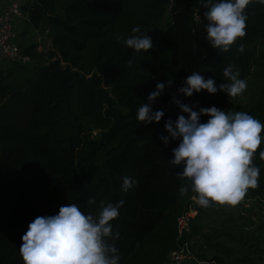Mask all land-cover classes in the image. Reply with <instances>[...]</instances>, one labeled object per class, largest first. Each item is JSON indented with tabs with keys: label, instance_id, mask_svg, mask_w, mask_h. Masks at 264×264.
Instances as JSON below:
<instances>
[{
	"label": "trees",
	"instance_id": "16d2710c",
	"mask_svg": "<svg viewBox=\"0 0 264 264\" xmlns=\"http://www.w3.org/2000/svg\"><path fill=\"white\" fill-rule=\"evenodd\" d=\"M206 11L201 0H35L27 5L25 27L46 25L53 47L29 45L22 51L30 63H16L9 75L0 72V264H24L21 237L35 218L55 215L69 203L87 213L89 198L96 200L94 215L125 201L109 241L119 250L120 264H168L170 254L182 248L203 264H264V160L259 158L264 141L253 160L260 169L258 187L238 204L245 234L238 254L229 246L231 238L222 241V231L201 233L196 224L221 205L201 207L191 188L180 195L189 182L177 176L182 167L169 162L178 142L165 146L160 139L168 135V120L187 118L174 98L197 111L212 106L225 111L226 93L187 98L178 90L193 72L217 85L227 83L223 69L229 64L253 90L240 111L264 124V6L252 0L247 34L228 53L207 42ZM136 27L139 33L132 32ZM133 35H149L153 48L129 49L125 41ZM157 82L166 88L152 107L165 116L159 124L142 125L137 109ZM125 176L136 181L127 193L122 191ZM182 219L188 221L183 230Z\"/></svg>",
	"mask_w": 264,
	"mask_h": 264
},
{
	"label": "clouds",
	"instance_id": "9594fccd",
	"mask_svg": "<svg viewBox=\"0 0 264 264\" xmlns=\"http://www.w3.org/2000/svg\"><path fill=\"white\" fill-rule=\"evenodd\" d=\"M207 11L208 21L205 31L206 40L218 53H228L239 39L246 36L247 8L252 0H201ZM264 6V0H256ZM139 33L140 28L132 29ZM129 49L139 53L153 48L149 35H133L125 41ZM239 52L244 51L241 45ZM132 61H128L131 66ZM220 85L199 72H193L185 80L179 93L187 98L194 94L207 92L217 95L226 93L230 100L243 95L247 82L240 78L239 70L229 64L223 69ZM169 85L171 83L169 82ZM165 83L157 82L156 90L148 95L147 103L137 109V120L142 125L159 124L164 116L163 110H153V105L164 93ZM173 103L182 113L178 118L165 123L167 136H161L165 146L171 141L178 142L173 149L171 165L182 167L177 176L187 181L180 188V195H187L189 188L197 194L198 204L203 208L219 205H238L249 189L258 187L260 169L253 163L257 150L264 141V124L244 111H228L199 108L182 103L174 98ZM201 117H208L206 123ZM264 160V150L259 152ZM136 181L125 176L122 191L129 192ZM125 201L108 204L93 214L96 205L94 198L87 200L88 212L85 213L77 203L61 206L57 214L38 216L22 235L19 252L24 264H120L118 248L109 243L114 237L113 221L120 215ZM118 239V235L116 237Z\"/></svg>",
	"mask_w": 264,
	"mask_h": 264
},
{
	"label": "rangeland",
	"instance_id": "374dc122",
	"mask_svg": "<svg viewBox=\"0 0 264 264\" xmlns=\"http://www.w3.org/2000/svg\"><path fill=\"white\" fill-rule=\"evenodd\" d=\"M13 26L16 31L20 30L22 26V20H15ZM48 29L49 28L46 25H43L40 30H33L32 28L27 29V27H25L22 30L21 34L18 35L17 42L22 50L32 44H38L42 46V48H44V46H47L48 48L52 49V33L48 35L47 32L50 31ZM14 67L15 64H8L7 66H5L3 69L8 68V70L4 71L6 72V75H9L14 69ZM247 85V90L243 95L233 98L228 102L225 112H228L230 110L240 111V107L244 103L245 94L251 93V91H253L250 88V84L247 83ZM240 211L241 209H239L238 205H221L220 210L201 220L196 225L201 229V233L203 235L210 234L212 229L222 231L223 233H225V236L222 238V241H229V238H231V240L229 241V246L233 249V251L238 254H241L240 245L245 244V234L242 232L243 222L241 220ZM199 245H201V243H197L194 245L195 252L199 251ZM250 247H252V244L250 245ZM193 259L196 260V258Z\"/></svg>",
	"mask_w": 264,
	"mask_h": 264
},
{
	"label": "built area",
	"instance_id": "2783aa9c",
	"mask_svg": "<svg viewBox=\"0 0 264 264\" xmlns=\"http://www.w3.org/2000/svg\"><path fill=\"white\" fill-rule=\"evenodd\" d=\"M171 1L174 2V0ZM34 2L35 0H9L8 8L0 13V72L6 63H30V60L23 56V51L17 42L18 36L13 23L15 20L28 22L25 8ZM49 33L50 31L47 32V34ZM252 204L254 205V202ZM261 223L264 224V201L261 209ZM180 225L183 230L188 227V221L182 219ZM193 258V251L189 248H182L170 254L168 264H191L194 261L203 264L198 259Z\"/></svg>",
	"mask_w": 264,
	"mask_h": 264
},
{
	"label": "crops",
	"instance_id": "0c3cea01",
	"mask_svg": "<svg viewBox=\"0 0 264 264\" xmlns=\"http://www.w3.org/2000/svg\"><path fill=\"white\" fill-rule=\"evenodd\" d=\"M8 6H9V0H0V13L3 12L4 10H6V9L8 8ZM25 26H26V22H25V20H22V26H21V29L18 30V31H16L17 36L21 34V32H22V30L25 28ZM48 30H50V29H48ZM50 33H51V31H50ZM50 33H49V34H50ZM49 34H48V35H49ZM8 64H9V65H13V64H16V63H6V64L3 65V68H4L5 66H7ZM3 68H2L3 71L8 70V68H5V69H3ZM191 264H199V263L196 262V261H194V262H192Z\"/></svg>",
	"mask_w": 264,
	"mask_h": 264
}]
</instances>
